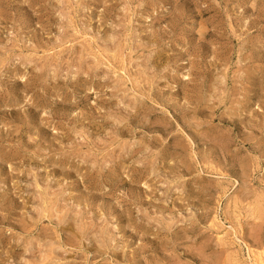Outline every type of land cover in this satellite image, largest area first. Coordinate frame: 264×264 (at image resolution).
Listing matches in <instances>:
<instances>
[{"label":"rangeland","instance_id":"1","mask_svg":"<svg viewBox=\"0 0 264 264\" xmlns=\"http://www.w3.org/2000/svg\"><path fill=\"white\" fill-rule=\"evenodd\" d=\"M255 255L264 0H0V264Z\"/></svg>","mask_w":264,"mask_h":264},{"label":"bare ground","instance_id":"2","mask_svg":"<svg viewBox=\"0 0 264 264\" xmlns=\"http://www.w3.org/2000/svg\"><path fill=\"white\" fill-rule=\"evenodd\" d=\"M252 253H253V251H252ZM257 253H258V252H257ZM257 253H256V254H257ZM254 254H255V253H254ZM258 255H260V254H258ZM251 256H252V255H251ZM260 256H261V255H260ZM248 257H249V256H248ZM258 257H259V256H258ZM250 258H251V257H250ZM253 258H254L253 260L255 261V264H256V262L259 261V259L256 257V255H255V257H253ZM253 260H252V261H253ZM248 261H249V260H248ZM261 261H262V260H261ZM253 263H254V262H253ZM261 263H262V262H261Z\"/></svg>","mask_w":264,"mask_h":264}]
</instances>
